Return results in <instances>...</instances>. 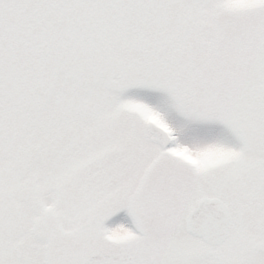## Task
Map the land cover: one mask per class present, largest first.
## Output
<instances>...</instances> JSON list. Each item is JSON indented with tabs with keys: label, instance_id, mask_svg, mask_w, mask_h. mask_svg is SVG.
Segmentation results:
<instances>
[{
	"label": "snow or ice",
	"instance_id": "1",
	"mask_svg": "<svg viewBox=\"0 0 264 264\" xmlns=\"http://www.w3.org/2000/svg\"><path fill=\"white\" fill-rule=\"evenodd\" d=\"M0 264H264V0H0Z\"/></svg>",
	"mask_w": 264,
	"mask_h": 264
}]
</instances>
